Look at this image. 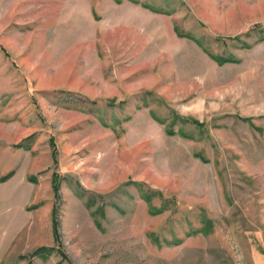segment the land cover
I'll return each instance as SVG.
<instances>
[{"label": "rangeland", "instance_id": "obj_1", "mask_svg": "<svg viewBox=\"0 0 264 264\" xmlns=\"http://www.w3.org/2000/svg\"><path fill=\"white\" fill-rule=\"evenodd\" d=\"M0 264H264V0H0Z\"/></svg>", "mask_w": 264, "mask_h": 264}]
</instances>
